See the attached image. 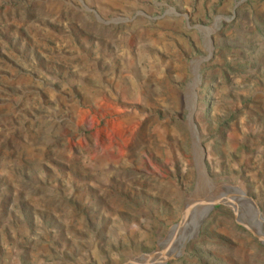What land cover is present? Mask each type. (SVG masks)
Wrapping results in <instances>:
<instances>
[{"label": "rangeland", "instance_id": "obj_1", "mask_svg": "<svg viewBox=\"0 0 264 264\" xmlns=\"http://www.w3.org/2000/svg\"><path fill=\"white\" fill-rule=\"evenodd\" d=\"M220 186L165 264H264V0H0V264L169 253Z\"/></svg>", "mask_w": 264, "mask_h": 264}, {"label": "bare ground", "instance_id": "obj_2", "mask_svg": "<svg viewBox=\"0 0 264 264\" xmlns=\"http://www.w3.org/2000/svg\"><path fill=\"white\" fill-rule=\"evenodd\" d=\"M217 26L215 30L217 29ZM210 45H211V40H210ZM201 59L202 58L196 60L198 65L204 61ZM197 71H199V77L198 78L195 77L194 82L196 81L200 82L199 67L196 68L195 73ZM193 92H195L194 89ZM194 133L196 135L195 129H194ZM227 190L232 191V193L234 194L238 193L237 190L233 189L231 186H227V187L220 186L215 190H211L209 192L206 191V195L210 201L200 200L199 198L195 197L196 194L191 195L192 197L189 196L191 198H189L186 202L184 208L183 221L179 225L175 226V228L169 233L168 237L164 240V242L167 241L170 242L172 240L174 242L173 249L170 250L169 253H165L161 250V248H159L157 251L153 253L150 254L148 253L141 257H137L133 259L129 264H165L170 257L180 255L185 249L186 244L193 237L196 236L197 229L200 223L202 222L204 217L212 210V208L215 205L214 202L218 200L226 201L223 199L222 196L224 192H226ZM252 213L259 221L261 222L263 221L261 217L259 218L257 217V214L255 212L252 211Z\"/></svg>", "mask_w": 264, "mask_h": 264}, {"label": "water", "instance_id": "obj_3", "mask_svg": "<svg viewBox=\"0 0 264 264\" xmlns=\"http://www.w3.org/2000/svg\"><path fill=\"white\" fill-rule=\"evenodd\" d=\"M221 19H222V17L221 16H217L216 18H215V20H214V22L210 25V26H207V27H205V29H207V31H208V35L210 36L213 32H214V30H215V28H216V26H217V24L221 21ZM212 51H213V45H212V41H211V45H210V55L208 56V57H206V58H202L201 60H206V59H208L211 55H212ZM195 77H199V71H197L196 73H195ZM193 98H194V103L193 104H195V102H196V100H195V98H196V92H193ZM193 113H194V109H191L190 110V115H189V123H190V125H191V128L193 129V133H194V129H195V132H196V136L198 137V132H197V129H196V126H195V124H194V122H193ZM197 140H199V138H197ZM203 158H204V154H203ZM203 158H202V160H201V162H202V166H203V168H202V170L204 171L205 169H204V163H203ZM205 172V171H204ZM203 172V173H204ZM202 177V176H201ZM204 180H206L205 178H200L199 180H198V184H197V188H201L200 186L202 185V182H204ZM235 187V186H234ZM238 188V187H237ZM200 200H206V201H210L209 200V198L207 197V195H203L201 198H199ZM221 202H224L223 200H218V201H215L214 203L215 204H219V203H221ZM181 222V221H180ZM179 222V223H180ZM260 233V232H259ZM258 233V234H259ZM261 234V233H260ZM258 235L259 236V238L262 240V241H264L263 240V237L261 236V235ZM131 261L132 260H130L129 262H127L126 264H129V263H131Z\"/></svg>", "mask_w": 264, "mask_h": 264}]
</instances>
